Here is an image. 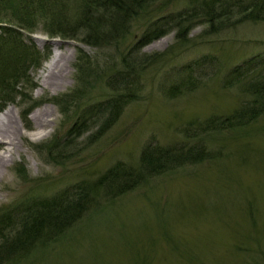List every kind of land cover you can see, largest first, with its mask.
Returning a JSON list of instances; mask_svg holds the SVG:
<instances>
[{
  "label": "rangeland",
  "instance_id": "rangeland-1",
  "mask_svg": "<svg viewBox=\"0 0 264 264\" xmlns=\"http://www.w3.org/2000/svg\"><path fill=\"white\" fill-rule=\"evenodd\" d=\"M68 1V14L79 15V0ZM193 5V0L154 2L149 13L127 21L125 34L98 46L86 45L80 36H49L40 25L29 35L24 31L46 55L24 74L23 95L0 101V113L11 107L23 124L17 153L0 172V206L92 182L116 160L135 164L150 139L162 145L203 144L209 153L149 177L111 203L101 201L33 264H264V113L218 132L203 133L197 125L228 114L246 97L237 86L223 88L222 77L248 57H264V19L238 20L232 12L221 15L225 21L209 23L194 15L183 42L176 40L172 24L140 49L135 43L144 19L160 12L166 20L174 12L187 16ZM74 19L68 23L75 27ZM53 53L61 57L54 70L65 71L59 84L42 86L39 72ZM122 60L139 67L133 74L141 85L136 97L112 126L105 112L90 117L79 135H69L83 106L111 91L99 80L88 86V73L101 64L120 69ZM190 62L197 87L167 95L165 88L183 77L180 70ZM64 96L67 102L57 100ZM36 111H44L50 122L46 135L35 126ZM48 141L58 149H45Z\"/></svg>",
  "mask_w": 264,
  "mask_h": 264
},
{
  "label": "trees",
  "instance_id": "trees-1",
  "mask_svg": "<svg viewBox=\"0 0 264 264\" xmlns=\"http://www.w3.org/2000/svg\"><path fill=\"white\" fill-rule=\"evenodd\" d=\"M67 1L0 0L1 102L12 101L15 96L23 95L20 88L24 74L39 67L45 59L46 53H40L31 37L27 36L36 31L37 25L49 36H80L86 45L98 46L110 43L118 34H125L129 19H138L149 13L150 5L160 0H79L82 7H79V15L74 16L66 10ZM193 2L192 11L187 16L174 12L168 14L166 20V15H163L165 12H160L144 19L141 33L135 41L137 48L140 49L168 32L172 24L177 30L176 40L185 41L190 28L189 19L194 15L207 17L209 23L214 19L223 20L221 15L224 14L230 17L228 13L232 12L239 14L238 20L264 19V0ZM73 18L76 21L75 27L68 23ZM159 58L160 56L153 57L149 63ZM194 63L198 61L194 60ZM193 64L190 62L181 68L183 77L180 76L174 84L165 88L167 95L174 97L197 87L198 83L192 75ZM78 67L83 72L81 65ZM119 67L117 69L115 65L101 64L88 73L87 77H91L86 82L88 86L99 80L111 91L104 100L89 101L83 106L67 130L69 135H79L82 130L87 129L90 117L105 112H109L107 122L108 126H112L119 119L124 106L136 97L135 90L138 91L141 85L136 83L133 74L137 73L139 67L131 62L125 64V61ZM222 79L223 88L237 86L246 97L228 114L210 116L197 122L203 133L209 130L218 132L232 126L240 127L264 113V57H248L247 60L227 68ZM57 100L67 102L65 96ZM49 145L58 149L56 143L50 144L49 141L44 148L47 149ZM201 154H209L203 144L162 145L150 139L142 146L139 162L135 164L116 160L92 182L84 181L83 185H72V188L63 187L51 196L24 199L19 204L14 202L16 204L0 206V264H33L39 255L43 258L48 246L70 230L74 223L89 211L101 207V201L107 199L111 203L136 186L146 184L149 177L178 166L183 160L197 161L202 158ZM97 193L103 194L102 197ZM38 251H42L41 254L37 255Z\"/></svg>",
  "mask_w": 264,
  "mask_h": 264
},
{
  "label": "bare ground",
  "instance_id": "bare-ground-1",
  "mask_svg": "<svg viewBox=\"0 0 264 264\" xmlns=\"http://www.w3.org/2000/svg\"><path fill=\"white\" fill-rule=\"evenodd\" d=\"M50 57L51 58L45 62L39 72V75L42 77V86L47 84L55 86L59 84L58 82L62 80V75L65 71V67L59 68L56 71L54 70L56 64L61 59L59 54L53 53ZM26 109L23 108L21 112ZM45 116L44 111H36L33 115L36 128H41V135L47 134L43 129L50 124ZM22 127L23 124L18 123L11 107H6L4 111L0 113V172L6 167L7 163L12 160L13 154L17 153V149L19 148L17 139L23 135Z\"/></svg>",
  "mask_w": 264,
  "mask_h": 264
}]
</instances>
